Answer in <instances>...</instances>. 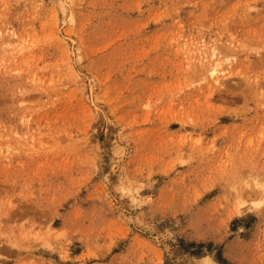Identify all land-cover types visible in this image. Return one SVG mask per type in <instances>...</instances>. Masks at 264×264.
<instances>
[{
  "label": "rangeland",
  "instance_id": "374dc122",
  "mask_svg": "<svg viewBox=\"0 0 264 264\" xmlns=\"http://www.w3.org/2000/svg\"><path fill=\"white\" fill-rule=\"evenodd\" d=\"M0 264H264V0H0Z\"/></svg>",
  "mask_w": 264,
  "mask_h": 264
},
{
  "label": "bare ground",
  "instance_id": "6f19581e",
  "mask_svg": "<svg viewBox=\"0 0 264 264\" xmlns=\"http://www.w3.org/2000/svg\"><path fill=\"white\" fill-rule=\"evenodd\" d=\"M212 58H213V60L216 59L217 58L216 54H213ZM218 65H219V63L216 60L210 67H208L209 68L208 72L210 73L211 76L216 77ZM216 78H218V77H216Z\"/></svg>",
  "mask_w": 264,
  "mask_h": 264
}]
</instances>
